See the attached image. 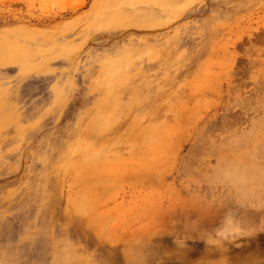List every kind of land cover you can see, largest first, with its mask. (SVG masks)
Listing matches in <instances>:
<instances>
[{"label":"rangeland","instance_id":"374dc122","mask_svg":"<svg viewBox=\"0 0 264 264\" xmlns=\"http://www.w3.org/2000/svg\"><path fill=\"white\" fill-rule=\"evenodd\" d=\"M263 177L264 0H0V264H264Z\"/></svg>","mask_w":264,"mask_h":264},{"label":"bare ground","instance_id":"6f19581e","mask_svg":"<svg viewBox=\"0 0 264 264\" xmlns=\"http://www.w3.org/2000/svg\"><path fill=\"white\" fill-rule=\"evenodd\" d=\"M231 172V171H230ZM226 174V173H225ZM235 174V173H234ZM234 174H233V176H234ZM250 174V173H249ZM253 174H255V170H254V172H253ZM231 175H232V173H229V177H231ZM256 175V174H255ZM236 176V175H235ZM234 176V177H235ZM228 176H227V178H229ZM264 178V177H263ZM264 181V180H263Z\"/></svg>","mask_w":264,"mask_h":264}]
</instances>
